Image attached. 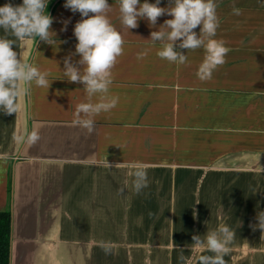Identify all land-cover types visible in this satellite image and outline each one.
Returning a JSON list of instances; mask_svg holds the SVG:
<instances>
[{"label": "crops", "instance_id": "1", "mask_svg": "<svg viewBox=\"0 0 264 264\" xmlns=\"http://www.w3.org/2000/svg\"><path fill=\"white\" fill-rule=\"evenodd\" d=\"M65 2L49 0L45 8L57 44L33 37L14 45L51 83L29 88L21 81L17 112H0V211L12 213L10 264H198L213 253L192 237L204 240L221 224L235 231L226 264H264V236L250 227L264 212V0H216L214 38L230 51L206 81L196 75L203 48L180 49L177 41L186 64L157 55L163 45L149 40L151 32L171 16L155 27L140 19L128 31L118 0H108L124 39L109 88L118 103L95 117L92 132L73 122L77 105L88 102L84 85L63 74L82 19ZM6 3L22 0H0ZM79 59L71 62L82 70ZM138 168L148 178L139 193Z\"/></svg>", "mask_w": 264, "mask_h": 264}, {"label": "clouds", "instance_id": "2", "mask_svg": "<svg viewBox=\"0 0 264 264\" xmlns=\"http://www.w3.org/2000/svg\"><path fill=\"white\" fill-rule=\"evenodd\" d=\"M118 3L122 28L128 31L138 27L140 19L147 20L149 27H155L159 17L165 14L171 16L172 19L165 20L158 31L151 32L149 40L163 45L157 55L170 63H187V56L176 50L177 41H180V49L203 48L204 59L196 72L201 81L210 80L218 66L226 62L225 57L230 49L224 41L214 38L219 27L216 0H170L167 7H160V0L155 3H149L148 0L143 3L140 0H118ZM48 4L49 0H22L21 5L6 3L0 6V28L5 33V37H0V112L6 115L18 110L21 81L29 88L33 82L37 87H50L48 73L30 62L22 61L14 50L16 40L33 37H39L49 45L57 44L55 33L50 30L53 18L48 12L45 14ZM64 7L73 13L79 12L82 17L74 27V36L78 41L75 53L64 59V76L71 82L82 83L88 100L77 105L73 122L92 132L95 117L110 111L118 103V97L109 96V88L112 84V69L124 51V39L122 32L111 23L108 14L112 6L108 0H66ZM232 13L238 16L241 10L233 6ZM198 26H202L199 35L194 31ZM9 34L16 39H8ZM147 51L140 53L138 58H144ZM73 55L80 56L77 63L83 65L82 70L71 62ZM93 98L98 99L93 102ZM39 139L36 131L28 136L32 143ZM133 176L134 189L139 193L148 186L147 172L138 168ZM118 191L121 193L123 189ZM256 219L258 223L250 227L253 231L261 230L264 236V212H259ZM192 240L195 246L206 247L208 252L213 253L200 255L198 264H226L224 257L232 251L235 231L221 224L216 230L209 231L204 240L196 235ZM101 247L105 254L112 251L108 244L102 243ZM184 259L180 256L181 261Z\"/></svg>", "mask_w": 264, "mask_h": 264}, {"label": "trees", "instance_id": "3", "mask_svg": "<svg viewBox=\"0 0 264 264\" xmlns=\"http://www.w3.org/2000/svg\"><path fill=\"white\" fill-rule=\"evenodd\" d=\"M12 213L0 211V264H10L12 244Z\"/></svg>", "mask_w": 264, "mask_h": 264}]
</instances>
